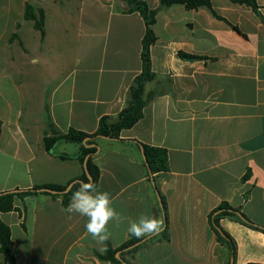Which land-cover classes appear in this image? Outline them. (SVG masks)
<instances>
[{
	"label": "crops",
	"instance_id": "obj_1",
	"mask_svg": "<svg viewBox=\"0 0 264 264\" xmlns=\"http://www.w3.org/2000/svg\"><path fill=\"white\" fill-rule=\"evenodd\" d=\"M151 48L156 79L144 117L121 132L125 141L99 139L96 187L131 220L163 219L139 143L168 151L158 175L170 240L150 243L135 264H228L209 216L228 202L264 227V21L252 8L212 0V9L163 7ZM264 16V0H258ZM27 6L44 15L43 32L26 19ZM124 0H0V193L42 185L69 186L85 171L81 146L65 140L49 153L45 138L71 129L92 134L103 117L116 119L142 71L146 24ZM180 53L194 56L186 59ZM68 155V159L59 156ZM62 198L16 199L1 214L10 227L16 264H110L107 244L129 238L127 222L108 225L110 239L87 233V217L68 213ZM236 241L232 264H264V233L223 218ZM0 264H9L3 255Z\"/></svg>",
	"mask_w": 264,
	"mask_h": 264
},
{
	"label": "trees",
	"instance_id": "obj_2",
	"mask_svg": "<svg viewBox=\"0 0 264 264\" xmlns=\"http://www.w3.org/2000/svg\"><path fill=\"white\" fill-rule=\"evenodd\" d=\"M130 5L129 12H138L143 17L146 24V33L142 41V71L135 78L132 86L130 87L129 102L128 105L119 113L116 119L111 117H103L99 121L98 129L96 132L89 134L75 129H71L67 134H59L54 132L52 136L45 138V148L49 153H53L56 144L62 140L77 143L81 146L80 152L76 155V159L84 166V173L77 180L83 182L92 181L98 186L101 171L99 166L94 162V157L100 150L98 140L109 139L117 141H125L120 137L123 130L131 129L134 127L143 117L144 109L151 101L152 96H145V87L148 82L156 79L157 75L152 70L151 60V48L157 42V37L154 32L153 26L156 23V17L158 11L151 9L149 5L142 0H124ZM233 4L246 5L262 18L264 16L260 11L258 0H230ZM160 4L163 7H170L172 5H183L187 10H198L200 8L212 9V0H160ZM213 14L220 18L214 11ZM26 19L34 20L36 28L43 32L44 30V15L40 13V17H37L35 10L31 6H27ZM182 58L196 59L194 56L180 53ZM140 147L145 155V163L148 169V180L153 189L158 195L160 205L165 216V227L158 235H152L150 237H143L137 239L135 236L130 238L120 247L113 248L108 243L107 249L104 254L95 252L96 257L99 260L110 262V264H135L130 261V257H134L140 249L155 242H164L170 240L169 235V222L167 214V205L164 197L160 193L158 185V175L162 172L169 171V159L168 151L164 148L152 147L146 144L139 143ZM61 159H68V155L59 156ZM76 181V180H75ZM80 186V183H76L69 193L60 194L65 191L68 186L59 185H42L35 186L30 189H16L7 192L0 193V256L3 255L9 264H16L14 256V243L11 238L10 227L1 220V214L11 212L15 209L16 199L25 200L27 197L35 196L39 194H45L53 198H62L64 207H67L72 193L76 191ZM223 218H230L238 221L254 230H258L264 233V227L259 226L249 220L240 209L232 207L228 202L221 203L215 210H213L209 216V223L218 241L222 245H226L230 250V256L228 264H232L236 261L237 257V244L236 241L226 233L220 225V221Z\"/></svg>",
	"mask_w": 264,
	"mask_h": 264
},
{
	"label": "clouds",
	"instance_id": "obj_3",
	"mask_svg": "<svg viewBox=\"0 0 264 264\" xmlns=\"http://www.w3.org/2000/svg\"><path fill=\"white\" fill-rule=\"evenodd\" d=\"M66 211L87 217V233L98 243L110 239V223L119 226L127 222V232L137 239L158 235L164 229L163 219L155 216L141 214L136 220L127 218L113 207L110 193L98 191L92 181L80 183L79 188L72 193Z\"/></svg>",
	"mask_w": 264,
	"mask_h": 264
},
{
	"label": "water",
	"instance_id": "obj_4",
	"mask_svg": "<svg viewBox=\"0 0 264 264\" xmlns=\"http://www.w3.org/2000/svg\"><path fill=\"white\" fill-rule=\"evenodd\" d=\"M143 156H144V159H145V155H144V153H143ZM78 182L81 183V182H83V181H81V180H76V181H74L73 183H71V184L66 188L65 191L61 192L60 194L69 193L70 190L73 188V186H74L76 183H78Z\"/></svg>",
	"mask_w": 264,
	"mask_h": 264
}]
</instances>
